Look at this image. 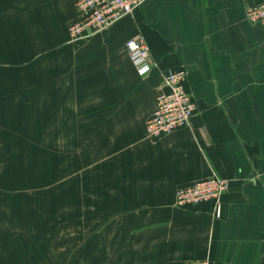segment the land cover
Returning <instances> with one entry per match:
<instances>
[{
  "label": "crops",
  "instance_id": "obj_1",
  "mask_svg": "<svg viewBox=\"0 0 264 264\" xmlns=\"http://www.w3.org/2000/svg\"><path fill=\"white\" fill-rule=\"evenodd\" d=\"M79 1L0 0V159L34 149L36 131L27 141L19 130L41 126L27 105H66L71 153L109 158L113 186H98L90 200L100 215L109 210L117 238L131 239L124 253L114 248L113 264H264V25L246 19L264 0H144L133 15L73 41ZM137 34L151 51L145 70L125 47ZM178 70L195 114L189 126L149 139L164 77ZM212 178L230 180L221 218L213 200L177 205L179 189ZM6 243L0 252L9 254Z\"/></svg>",
  "mask_w": 264,
  "mask_h": 264
},
{
  "label": "rangeland",
  "instance_id": "obj_2",
  "mask_svg": "<svg viewBox=\"0 0 264 264\" xmlns=\"http://www.w3.org/2000/svg\"><path fill=\"white\" fill-rule=\"evenodd\" d=\"M27 106L31 120L41 119V126L30 124L19 130L27 141L33 140L36 131L34 149L0 159V186L6 179L10 183L3 189L0 202L4 215L0 242L7 241L3 246L10 244L12 248L9 254L0 252L6 260L0 264H113L114 248L120 245L124 253L130 249L131 239L117 238V223L107 220L111 217L109 207L104 217L90 200L97 196L98 186H113L104 168L109 158H83L81 148L71 153L64 118L66 105ZM34 107L38 108L35 117ZM55 115L58 118L52 125ZM97 150L88 153L98 155ZM83 198L86 203L81 205Z\"/></svg>",
  "mask_w": 264,
  "mask_h": 264
},
{
  "label": "built area",
  "instance_id": "obj_3",
  "mask_svg": "<svg viewBox=\"0 0 264 264\" xmlns=\"http://www.w3.org/2000/svg\"><path fill=\"white\" fill-rule=\"evenodd\" d=\"M144 0H80L77 3L78 21L70 27L74 41H80L103 32L133 15ZM246 19L251 24L264 25V3L249 6ZM131 62L137 68H150L152 56L150 48L140 34L129 38L125 43ZM185 70L171 71L163 80V90L158 96L157 108L147 122V137L155 140L187 127L195 114L196 106L191 93L185 88ZM230 189V180L212 178L197 182L191 187L177 191V205L184 207L210 200L215 201V217L221 218V199ZM171 264H211L208 260H185Z\"/></svg>",
  "mask_w": 264,
  "mask_h": 264
}]
</instances>
